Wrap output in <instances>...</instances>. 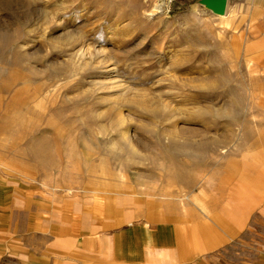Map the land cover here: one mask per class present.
<instances>
[{"label": "rangeland", "instance_id": "374dc122", "mask_svg": "<svg viewBox=\"0 0 264 264\" xmlns=\"http://www.w3.org/2000/svg\"><path fill=\"white\" fill-rule=\"evenodd\" d=\"M200 1L0 0V171L95 218L98 197L137 193L182 215V264H239L264 235V6ZM200 202L246 207L233 239L195 233Z\"/></svg>", "mask_w": 264, "mask_h": 264}, {"label": "crops", "instance_id": "0c3cea01", "mask_svg": "<svg viewBox=\"0 0 264 264\" xmlns=\"http://www.w3.org/2000/svg\"><path fill=\"white\" fill-rule=\"evenodd\" d=\"M254 2L252 16L264 6V0ZM230 3L227 0L226 13ZM120 195L108 200L106 196L98 197L102 216L95 218L84 207L74 209L66 197L62 200L42 194L40 188L0 171V264H182L185 248L190 246L182 215L170 214L171 209L164 206L157 211L153 204L135 197L138 194L134 192L124 195L125 199ZM158 197L165 200L161 205L171 204L170 199L190 201L183 195ZM200 207L201 215L211 223L195 225L193 229L199 235H209L216 247L223 243L218 229L233 239L246 216L245 206L234 218L214 217L205 204L200 202ZM142 217L154 221L157 227L112 224L115 218L132 223ZM173 218L177 219L175 227L170 224ZM260 236L248 237L251 243L248 249L241 250L239 264H264V235ZM197 264L207 263L201 259Z\"/></svg>", "mask_w": 264, "mask_h": 264}, {"label": "built area", "instance_id": "2783aa9c", "mask_svg": "<svg viewBox=\"0 0 264 264\" xmlns=\"http://www.w3.org/2000/svg\"><path fill=\"white\" fill-rule=\"evenodd\" d=\"M177 0H154L155 9L157 14L162 16H171L176 10Z\"/></svg>", "mask_w": 264, "mask_h": 264}, {"label": "water", "instance_id": "95a60500", "mask_svg": "<svg viewBox=\"0 0 264 264\" xmlns=\"http://www.w3.org/2000/svg\"><path fill=\"white\" fill-rule=\"evenodd\" d=\"M211 6L218 13H223L226 9L227 0H210Z\"/></svg>", "mask_w": 264, "mask_h": 264}, {"label": "bare ground", "instance_id": "6f19581e", "mask_svg": "<svg viewBox=\"0 0 264 264\" xmlns=\"http://www.w3.org/2000/svg\"><path fill=\"white\" fill-rule=\"evenodd\" d=\"M200 2L203 3L205 6H207V8L210 9V11L213 14H215L216 16L221 17V18H225V16H226V9H225V11L223 13H218L211 6V1L210 0H201ZM226 6H227V4H226Z\"/></svg>", "mask_w": 264, "mask_h": 264}]
</instances>
